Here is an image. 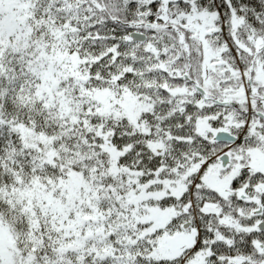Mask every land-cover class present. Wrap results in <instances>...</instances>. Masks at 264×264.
Segmentation results:
<instances>
[{"label":"snow or ice","instance_id":"1","mask_svg":"<svg viewBox=\"0 0 264 264\" xmlns=\"http://www.w3.org/2000/svg\"><path fill=\"white\" fill-rule=\"evenodd\" d=\"M0 264H264V0H0Z\"/></svg>","mask_w":264,"mask_h":264}]
</instances>
